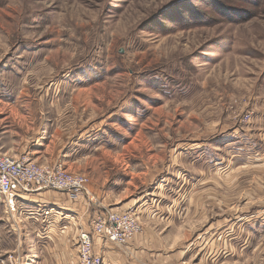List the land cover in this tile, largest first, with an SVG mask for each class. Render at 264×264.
<instances>
[{
	"label": "rangeland",
	"instance_id": "374dc122",
	"mask_svg": "<svg viewBox=\"0 0 264 264\" xmlns=\"http://www.w3.org/2000/svg\"><path fill=\"white\" fill-rule=\"evenodd\" d=\"M0 150L87 176L154 254L264 264V0H0ZM25 209L0 197V264L44 260L60 216Z\"/></svg>",
	"mask_w": 264,
	"mask_h": 264
},
{
	"label": "built area",
	"instance_id": "2783aa9c",
	"mask_svg": "<svg viewBox=\"0 0 264 264\" xmlns=\"http://www.w3.org/2000/svg\"><path fill=\"white\" fill-rule=\"evenodd\" d=\"M41 191L66 193L74 201L83 195L90 211L94 212L93 216L90 215L87 229L80 230L77 235L78 264H105L103 255L95 248L96 240L123 251L142 232L139 218L132 209L118 211L100 208L87 176L70 173L62 167H43L28 155L11 156L0 150V197L7 211L11 214L20 212V207H24L34 194ZM93 205L96 208L94 211L91 209ZM170 264L193 263L179 261Z\"/></svg>",
	"mask_w": 264,
	"mask_h": 264
},
{
	"label": "crops",
	"instance_id": "0c3cea01",
	"mask_svg": "<svg viewBox=\"0 0 264 264\" xmlns=\"http://www.w3.org/2000/svg\"><path fill=\"white\" fill-rule=\"evenodd\" d=\"M50 192L51 191L37 192L30 198V201L25 203L24 206L26 207L25 211L28 209L36 210L37 212L39 211V209L48 211L53 208L57 212H51L52 215L56 217L60 216L61 219V221L53 220L49 223L47 221H40V219H43V215H38L39 217L34 216V218L31 219L36 220L38 223H40L41 228L37 230V236L39 237V241L37 240V243L39 246H41L40 244H42L41 247L45 250L46 253L42 262H39L36 258H32L31 261L33 264L37 263V261L38 264H78L79 261L77 253V235L80 230L87 229L90 220V215L93 216L94 212L90 211L89 205H87L85 198L83 197V195H81L78 200L74 203L76 210L74 209L75 211L73 210L72 212V214H74L73 220L76 221H70L68 220V217H70V215L72 214L69 213V210L65 207V205H63L62 201L63 197L68 196V194L57 192L54 197L53 195H50L52 198L49 199L46 196ZM96 198L98 199V202L100 203V208L102 210L111 209V205L106 203L105 198L99 197L97 195ZM91 209L92 211H94L96 209L95 205H93ZM26 213H28V211H26ZM37 214H39V212ZM81 220L84 221V223H82L83 225L81 224ZM246 221L250 222L251 220L250 218H248L246 219ZM149 230L150 229H146V231H143L141 235L134 238L126 247H124L123 251H125V253H123V251H118V249L113 245L102 243L99 240L95 241V248L98 252L103 255L105 259V264H170L174 262H179L176 261L178 260V258L180 259V261L192 262L191 260H181L185 257L184 252L181 257H179V254L182 253H169V251H163L162 249L160 251V254H154V252H152L151 250L152 246L154 248L155 243L149 246L150 243L145 238L149 235V233H147ZM150 234L155 233L153 231ZM49 244L51 245L49 246ZM33 246L34 249L32 250L35 251L37 245L33 244ZM150 252L153 253L152 256L155 255V259L154 257H150ZM224 253V255L229 258L230 256H232L233 252L225 250ZM232 259L234 260L235 257H233ZM224 263L225 261H221L218 264Z\"/></svg>",
	"mask_w": 264,
	"mask_h": 264
}]
</instances>
